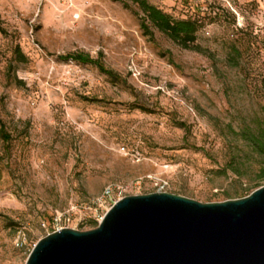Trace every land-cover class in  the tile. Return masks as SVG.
<instances>
[{
  "label": "rangeland",
  "instance_id": "rangeland-1",
  "mask_svg": "<svg viewBox=\"0 0 264 264\" xmlns=\"http://www.w3.org/2000/svg\"><path fill=\"white\" fill-rule=\"evenodd\" d=\"M148 1L197 20L199 50L144 34L131 2L0 0V264H25L56 229L96 227L109 184L200 202L264 185L244 138L264 123V0ZM77 51L126 82L59 58Z\"/></svg>",
  "mask_w": 264,
  "mask_h": 264
},
{
  "label": "water",
  "instance_id": "water-1",
  "mask_svg": "<svg viewBox=\"0 0 264 264\" xmlns=\"http://www.w3.org/2000/svg\"><path fill=\"white\" fill-rule=\"evenodd\" d=\"M25 264H264V185L214 202L126 195L92 229L40 238Z\"/></svg>",
  "mask_w": 264,
  "mask_h": 264
},
{
  "label": "trees",
  "instance_id": "trees-1",
  "mask_svg": "<svg viewBox=\"0 0 264 264\" xmlns=\"http://www.w3.org/2000/svg\"><path fill=\"white\" fill-rule=\"evenodd\" d=\"M125 7H129V2L136 5L137 10L141 12L140 27L144 34L152 36L153 31L151 27H154L172 41L177 43L183 48L199 50V45L195 43L197 31L199 29V23L195 19L181 18L175 19L170 14L164 12L162 9L151 4L148 0H119ZM16 54L22 57V53L18 46H16ZM61 59H71L81 63H89L95 65L102 73L106 74L110 79L114 81L126 82L120 74L105 67L99 57H92L89 53L83 51H77L74 53H68L60 55ZM142 110H146L142 105H135ZM177 125L184 130H187V126L182 121H177ZM0 133L4 142L9 141L10 136L4 131V126L0 122ZM244 138L251 143L254 150L264 156V123L259 126L256 131H249L245 133ZM203 150V149H202ZM204 151V150H203ZM207 154V153H206ZM264 179V168L259 170V174L255 180V185Z\"/></svg>",
  "mask_w": 264,
  "mask_h": 264
},
{
  "label": "built area",
  "instance_id": "built-area-1",
  "mask_svg": "<svg viewBox=\"0 0 264 264\" xmlns=\"http://www.w3.org/2000/svg\"><path fill=\"white\" fill-rule=\"evenodd\" d=\"M122 192H123V187L121 185L109 184L106 187H104V189L102 190L99 196L93 199L92 204L100 206V205L108 204L110 201L114 203L115 201H117L118 199L124 196ZM23 241H24L23 237L22 238L18 237L16 239V245L22 246Z\"/></svg>",
  "mask_w": 264,
  "mask_h": 264
}]
</instances>
